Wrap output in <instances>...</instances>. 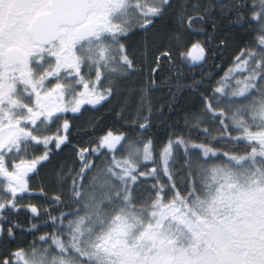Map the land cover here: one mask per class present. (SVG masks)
I'll return each mask as SVG.
<instances>
[{"label":"snow or ice","instance_id":"snow-or-ice-1","mask_svg":"<svg viewBox=\"0 0 264 264\" xmlns=\"http://www.w3.org/2000/svg\"><path fill=\"white\" fill-rule=\"evenodd\" d=\"M173 7L174 0H0V264H264V0L219 5L253 36L235 58L242 78L230 86V69L204 98L203 115L219 136L204 128L206 142L178 137L157 151L150 138L109 130L96 147L74 150L79 171L54 173L67 195L52 203L70 201L69 211L47 213L55 231L27 249L13 250L5 239H15L18 225L7 216L19 209L18 193L31 191L30 174L70 143V123L60 114H82L84 105L117 94L135 71L130 33L151 31ZM189 8L198 4L182 0L173 13L181 26L209 14L192 18ZM157 50V60H171L169 49ZM186 55L203 60L205 49L196 43ZM125 92L139 95L138 112L147 110L146 88ZM143 120L138 128L146 130L149 117ZM245 141L244 153L225 147ZM181 146L177 168L173 149Z\"/></svg>","mask_w":264,"mask_h":264},{"label":"trees","instance_id":"trees-1","mask_svg":"<svg viewBox=\"0 0 264 264\" xmlns=\"http://www.w3.org/2000/svg\"><path fill=\"white\" fill-rule=\"evenodd\" d=\"M221 3L227 4L230 3V0H216L212 3V5L204 8L200 11L199 14L194 16H190L195 18L196 16L205 15V13H209L204 21L195 20L191 26L188 27L187 22L185 21L183 26V31H179V27L177 26V21L174 20V12L177 9L178 2L174 4L172 9H169L165 14L163 19H159L154 27L153 32L161 33L163 30L168 29L170 32H175V34H179L183 36V38L190 37L192 39L198 40L199 44L205 49V58L199 61H192L191 59L184 60L183 68L181 71L178 69V55L176 56L173 53L174 58L171 60H166V62L159 66V69L156 70L155 78H157L158 85H162L161 80L158 77H162V80L165 82L164 84L170 85L174 88H177L179 85L182 93L181 102L179 105H175L177 108V114H172L170 112L171 106L173 104V100L171 96L176 91L173 90L171 93L167 92V90L162 91V101L160 104L166 107L165 111L158 112V108L155 107V112L151 113L148 117L149 120H154V125L151 123L149 129H147L145 134L155 135V138L161 137L162 134L159 132L168 133L170 129L174 127L172 120L176 123L177 129V138L178 137H191L197 143L206 142V136L203 133V128L195 127L194 125H189L184 122L181 118V113L187 106L188 101V91L190 88H196L205 82H212L215 79V75L222 70L225 69L226 65L236 58V53L239 52L242 46H247L251 40H253V36L251 34V28L246 26L242 22H237V17L235 12L229 13L227 8L221 9L219 5ZM233 30L232 38L227 37L228 32ZM154 35V33H153ZM149 48L152 53L156 49H164L166 47H170L171 45H165V42L160 39L159 46L156 39H151ZM158 35V34H157ZM156 35V36H157ZM157 41V42H156ZM134 47L136 49V60L141 59V54H143L145 46H147L142 35L135 38ZM138 54V55H137ZM231 60V61H230ZM182 65V64H181ZM179 71V72H177ZM184 74V84L180 81V75ZM179 79V80H177ZM166 94H165V93ZM99 113V112H98ZM95 118L87 123L83 120V118H69L67 119L70 122V142L81 143L83 147H96V144L93 141H96L98 137H102L106 134L107 131L111 130L114 134H122L125 133L129 137H139L143 134L140 133L138 126H128L125 123H120L121 114L116 113V111L111 110L109 108L103 109L99 114H95ZM156 133V134H155ZM210 133L214 136H219V133L210 131ZM164 134L162 136H164ZM215 143V141H212ZM247 142H242L240 145H236L235 142L227 144L225 147L227 148H238L239 153L245 152V145ZM183 149V147H182ZM183 153V152H182ZM57 196L52 195L50 193H45V206L40 210V217L36 218L30 211L29 204H20L18 210H13L7 216V220L11 222L12 225H18L14 229L15 239L10 240L8 246L15 250L16 239L18 234L21 232H35L39 230L41 227L52 224L51 219L48 217L47 213H51L53 216H57L60 214V211H69L66 205L70 204V201H66L65 205H56L52 203L53 197ZM63 197H66L63 196ZM32 224L38 225V229H32Z\"/></svg>","mask_w":264,"mask_h":264},{"label":"rangeland","instance_id":"rangeland-1","mask_svg":"<svg viewBox=\"0 0 264 264\" xmlns=\"http://www.w3.org/2000/svg\"><path fill=\"white\" fill-rule=\"evenodd\" d=\"M216 0H183V2H190V3H195L198 4V9L193 11L191 8H189V16H194L196 14H199L200 11L204 8H207L208 6L212 5L213 2ZM178 2V5L182 2V0H174V4ZM178 9V7H177ZM177 11V10H176ZM159 19H156L154 21V26L152 27L151 31L145 33L143 31H140L142 34V37L144 38L147 46H145L144 49V54L148 55V52H150V49L147 51L146 48H148L149 43L151 42L150 39L146 40V37H149L153 35L160 37L161 41L163 40L165 42V45H171L168 48L172 53H175L176 56H180L179 58L181 59L182 65L180 64L179 66L183 68V62L184 60L187 59L186 53L191 50L192 45L199 43L198 40L192 39L190 37H185L183 38L180 33L177 35L175 32H170L171 30L165 29L163 32L159 33L158 32H153L154 27L156 26V23ZM174 20L177 21V26L179 27V31H183L184 26H181L180 20L174 16ZM234 30V29H233ZM233 30L231 29L228 32L227 37H234L233 36ZM176 37H179V40L176 39ZM160 39H156L159 41L157 45L159 46ZM233 39V38H232ZM150 41V42H149ZM156 41V42H157ZM252 40L250 41V43ZM247 46H242L239 52L236 53V57L240 55L241 51L244 50ZM152 50L153 53L159 54V51L156 48H153ZM135 52L136 49H135ZM138 55V54H137ZM141 58L137 61V65L135 67V76L133 80L131 81V84L129 85V79L126 80L124 83L120 85V91L117 92L116 97L112 99V109H114L118 114H121L125 120L131 122V123H140L145 122L143 120L144 116H148L151 112V110L154 108V106H158L160 104V101H162V95L160 91H157V89L154 87V83L151 80L152 72L153 71V63L151 60V66L150 62H147V60L143 59V54H141ZM174 58V57H171ZM188 59H191L188 57ZM145 60V62L143 61ZM231 61V60H230ZM147 62V63H146ZM143 67L142 69L140 67ZM148 68V69H146ZM232 70V76L234 77L231 79V84L230 86L235 85L236 79H241L242 78V73L237 71L235 68V60L228 63L225 67L224 70H222L220 73L218 72L214 77L215 79L212 82H205L201 84L198 88H196V91L189 92L188 93V101H187V106L184 109V111L181 113V118L184 120L185 123L189 125H194L196 124V120L194 119L195 117H200V128H208L209 131L217 132L219 133L218 130V124L214 125L207 117L203 115V109H204V98L205 97H210L213 93V90L219 86V82L222 81L226 74L229 72V70ZM143 73V74H142ZM132 85H135L136 89L140 88H146L147 89V98L144 101L145 108L147 110L143 111L142 113L138 112L137 109L140 105V99L139 95H137L135 98H127L125 89L129 88L130 86L133 87ZM80 90H83L80 88ZM70 112V111H69ZM82 114L80 113V118H83V120L87 123H89V119L92 117V114L94 113L92 110L89 111H81ZM62 116L65 115V113L60 114ZM60 125H62L61 121L59 122ZM129 126V125H128ZM56 132V128H53L49 135H53ZM160 134H164L163 132H159ZM155 138L152 137V135H145L143 134L142 136L133 138H150L153 142V145L155 146L156 150L159 151L160 148L167 143L169 139L175 140L177 138V131L175 129H170L168 133H165L164 136ZM233 135H240L238 132H234ZM146 142V141H145ZM246 142V141H245ZM49 147H53L54 145H50ZM83 145L81 143L77 142H70V143H65L61 145L60 149H54L53 154L50 157V162H44V166L39 168L38 174H30L32 177L29 180V186L31 191L28 193H23L20 194L18 193L19 197V205L20 204H29L31 206H36L38 209H42L45 206V193H50L52 195H60V196H65L67 195V187L65 186L64 188H61L58 186L54 180V173L56 172L57 169L64 167V168H75L77 171H79V159L76 155V152L74 151L75 149L81 148ZM247 151H250V148L246 149ZM183 149L182 146L173 149V155L177 157V164L176 167L179 168V160L183 156ZM244 153V152H242ZM33 153H29L31 156ZM37 155L40 153H36ZM120 156L126 155V153H121L119 154ZM99 163V161H97ZM152 178L149 177L147 178V182L145 183L144 187H151L152 184ZM43 189V194H41L40 190ZM143 190V189H141ZM52 224L44 227H41L39 230L35 232H21L18 234V237L16 239V245L17 247H23L25 249L28 248V246L33 242V241H38L39 237L41 235H44L45 233L49 232H54L55 228L51 226ZM16 247V248H17Z\"/></svg>","mask_w":264,"mask_h":264},{"label":"flooded vegetation","instance_id":"flooded-vegetation-1","mask_svg":"<svg viewBox=\"0 0 264 264\" xmlns=\"http://www.w3.org/2000/svg\"><path fill=\"white\" fill-rule=\"evenodd\" d=\"M140 35H142L140 30H134L133 32H131L130 33V38L127 40V45H126L128 47V50H129L130 58H134V60H135V67L137 65V61L138 60H136L137 58H136V52H135V47H134V43L133 42L135 41V38L139 37ZM179 57L180 56L177 57L178 58L177 67L181 71L182 67H180L179 65L182 64V62H181L182 58H179ZM149 66H151V64ZM140 68L142 69L143 67L141 66ZM146 69H148V68H146ZM158 69H157V67H154L153 71H151L152 72L151 80L153 81L154 87L157 89V91L161 92V95H162V91H164V90H167V92L171 93V91L176 89V91L173 93V96H171V99L173 100V104L171 106L170 112L172 114H177V108H175V105H179V103L181 102V97H182L183 91H181L179 85L177 86V88H174L173 86H171L172 87V89H171L170 85L167 86V84H164L165 82L162 80V77H158L161 80V82H162V85H158L157 78H155L156 77L155 73H156V70H158ZM177 72H179V71H177ZM134 76H135V71L133 72V74L129 78V85L131 84V81L133 80ZM177 80H179V79H177ZM114 97H116V94L114 96L110 97L108 100L101 102L98 105H94V106L93 105H84V107L82 108L81 111L92 110L94 112L92 114V117L89 119V121L91 122L95 118V116H96L95 114H99L106 107L111 109V110H113L111 103H112V99ZM161 104H159L158 106H154V108L150 112L154 113L155 112V107H157L159 109L158 112L165 111L166 107L162 106ZM79 115H80V113H73L71 111L70 112L68 111V112L65 113V115L63 117L66 118V119L69 118V120H70L71 118H76V119L79 118L80 117ZM121 122L125 123V124H127L129 126H138V123H131V122L127 121V119L125 120V118H123V119L121 118L120 123ZM171 122H173L172 125H174V127L172 129H177V125H176L177 122L175 123L173 120ZM61 123L63 124V119L61 120ZM151 123L154 125V120L150 119V126H151ZM149 127L147 129H149Z\"/></svg>","mask_w":264,"mask_h":264},{"label":"bare ground","instance_id":"bare-ground-1","mask_svg":"<svg viewBox=\"0 0 264 264\" xmlns=\"http://www.w3.org/2000/svg\"><path fill=\"white\" fill-rule=\"evenodd\" d=\"M148 48H149V46H148ZM148 48H146L147 51L149 50ZM164 49H168V48H164ZM159 55H160V53L157 54V53H153V52L152 53L151 52H148V55L143 53V59H145V60L148 59L147 62H150V64H151V60H152L153 68H154V67H156V64L157 63H159V66H160V65L164 64L166 62V60H168V59H165V58H161V59L157 60V57H159ZM172 56H173V53L171 52V57ZM145 60H143V61L145 62ZM179 79H180L181 83L184 84V74H181ZM132 86L135 87V85H132ZM198 87H196V88H198ZM196 88H194V89L193 88H190L189 91H188V93L189 92L196 91Z\"/></svg>","mask_w":264,"mask_h":264}]
</instances>
